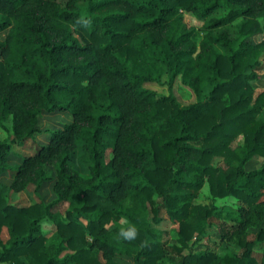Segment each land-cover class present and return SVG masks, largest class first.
I'll use <instances>...</instances> for the list:
<instances>
[{
    "label": "trees",
    "instance_id": "1",
    "mask_svg": "<svg viewBox=\"0 0 264 264\" xmlns=\"http://www.w3.org/2000/svg\"><path fill=\"white\" fill-rule=\"evenodd\" d=\"M223 7L225 15L213 16ZM180 10L205 21L200 41ZM238 18L242 36L264 34V0H0V31L7 29L0 126L8 130L11 118L13 135L0 140V175L11 168L12 143L34 139L45 112L73 117L23 157L10 184L17 192L33 185L40 195L55 180L54 200L12 204L0 180V264H121L117 254L165 264L168 250L177 264H264V250L261 261L253 252L264 241V163L245 170L254 156L264 157V92L255 97L257 76L248 73L264 39L231 38L227 27ZM164 73L171 90L178 76L197 95L210 84L208 100L184 105L144 87ZM241 135L244 144L234 148ZM78 147L89 176L71 166ZM219 158L225 166L214 165ZM205 180L215 198L234 196L247 206L230 226L237 254L191 245L214 216L212 207L193 202ZM150 207L155 221L164 210L179 221L177 244L156 239ZM122 218L130 224L106 226ZM44 222L55 226L52 239ZM254 225L261 228L250 235ZM122 229H134L135 238H124Z\"/></svg>",
    "mask_w": 264,
    "mask_h": 264
},
{
    "label": "rangeland",
    "instance_id": "2",
    "mask_svg": "<svg viewBox=\"0 0 264 264\" xmlns=\"http://www.w3.org/2000/svg\"><path fill=\"white\" fill-rule=\"evenodd\" d=\"M183 14L184 22L190 26L197 28L195 34V40L198 42L203 37L205 31L203 26L205 21L197 18L192 12L180 10ZM227 8H220L213 16L221 17L225 15ZM243 19L238 18L227 28L230 32L231 38L235 40L245 39L252 44H257L264 39V34L259 33L250 37H244L240 33V24ZM7 29L0 31V40H3ZM216 48L219 52H224V48L220 45H216ZM1 59V53H0ZM248 73L255 74L257 77L251 80V83L254 87V94L257 97L260 93L264 92V51L258 58L251 60ZM169 76L167 73H164L162 80L158 81H146L144 87L150 90L155 91L160 96H165L169 94H174L178 97L179 101L184 104H190L197 101L206 102L208 100L212 86L210 84L205 85L203 92L200 95H197L192 88L186 86L182 82V77L178 76L175 81L174 88L171 90L168 86ZM259 117H264V105L262 106V112ZM72 113L70 111H62L57 109L54 112H45L40 118V132L35 135L37 139H29L25 141L24 144H19L18 142L12 143V150L8 156V164L11 166L9 170L0 175V180L3 184L4 193L8 200L15 205H29L33 202L45 200L50 202L56 198V195L53 191V182L46 183L43 188L40 190V195H37L35 192V186H30L29 189L16 192L12 191L9 187V180L13 173V170L18 166L23 157L35 153L41 145L48 144V138L53 131L56 129L62 128L65 124L72 121ZM8 130L0 126V140H9L12 138L11 128H12V119L8 118L5 122ZM39 141V142H38ZM244 144L243 135L239 136L236 140L233 141L232 146L234 148L242 146ZM81 148L78 147L75 153L71 158V166L77 170L83 176H89L86 166L80 160ZM112 157V148H108L105 153L106 161L110 160ZM264 163V157L260 155L254 156L249 160L245 165V170L247 172L256 170L262 166ZM236 164V163H235ZM215 166H225L223 159H217L215 161ZM50 175L55 177V170L52 166L48 167ZM261 201L264 202V189L263 197ZM195 204H204L213 208L214 216L210 218L207 230L202 235H197L191 240V245L196 250H213L220 255L228 254H237L241 251V248L233 240L236 236L232 233L230 226L240 223L241 209L243 206H247L239 199L234 196H228L226 198H215L210 190V185L207 180H205L203 187L199 190L196 197L193 199ZM64 211V208L59 209ZM154 213L149 210V222L152 232L155 234L157 240L162 242L167 248L177 244L178 230H179V221L171 217L166 210L162 212L161 219L155 221L153 219ZM79 220L83 223L87 222V219L84 217H79ZM130 224L129 220L126 218L120 219V221H113L112 223L106 225L109 229L117 228L118 226H125ZM264 227V222L261 225ZM260 226L254 225L250 226L247 229V232L250 235H255ZM44 228L47 230V235L49 239L53 238L55 226L53 223H44ZM221 228L225 229L226 232L222 234ZM2 236L7 238L6 230L2 233ZM264 250V241L258 242L254 248V255L258 258L259 261L262 259ZM185 252H188L187 250ZM172 255L171 251L168 250L167 257L165 258V264H177L169 259ZM122 262L126 264H133L132 260L124 258V256H119ZM6 264V263H3Z\"/></svg>",
    "mask_w": 264,
    "mask_h": 264
},
{
    "label": "crops",
    "instance_id": "3",
    "mask_svg": "<svg viewBox=\"0 0 264 264\" xmlns=\"http://www.w3.org/2000/svg\"><path fill=\"white\" fill-rule=\"evenodd\" d=\"M39 133V132H38ZM35 139H37V137H35ZM32 140V139H31ZM28 141V140H27ZM39 142V141H38ZM48 142H49V138H48ZM21 162H22V160H21ZM20 162V163H21ZM19 163V164H20ZM18 164V165H19ZM13 176H14V170H13V173H12V175H11V177H10V180H9V187H10V184H11V181H12V178H13ZM54 181L55 180H51V181H49V182H53V185H54ZM46 183H48V182H46ZM45 183V184H46ZM44 184V185H45ZM43 188V187H42ZM29 189V188H28ZM12 190V189H11ZM25 190H27V189H25ZM25 190H23V191H25ZM12 191H14V190H12ZM17 192V191H16ZM19 193L20 192H22V191H18ZM36 202H38V201H36ZM47 202V201H46ZM33 203H35V202H33ZM13 204V203H12ZM32 204V203H31ZM30 205V204H29ZM19 206H27V205H19ZM44 223H51V222H44ZM44 223H43V228H44ZM6 230V234H7V238H5L4 236H2L3 237V239L4 240H7L8 238H9V234H8V230H7V228L5 227L4 229H3V232ZM44 230L47 232V230L44 228ZM55 231V230H54ZM48 233V232H47ZM121 255H122V257L124 256V258L126 257V258H128V259H130V260H132V262H133V264H135V262H134V260H133V258L132 257H129V256H127V255H124V254H117L116 256H115V260L117 261V262H119V263H121V264H126V263H124V262H122L120 259H118V257L120 256L121 257ZM4 263H6V262H4ZM1 264H3V263H1ZM7 264V263H6Z\"/></svg>",
    "mask_w": 264,
    "mask_h": 264
},
{
    "label": "clouds",
    "instance_id": "4",
    "mask_svg": "<svg viewBox=\"0 0 264 264\" xmlns=\"http://www.w3.org/2000/svg\"><path fill=\"white\" fill-rule=\"evenodd\" d=\"M121 235L126 239H134L135 238V230L129 229V230H121Z\"/></svg>",
    "mask_w": 264,
    "mask_h": 264
}]
</instances>
